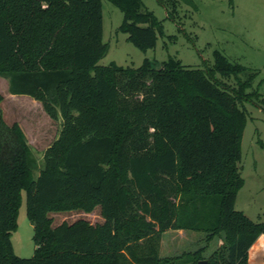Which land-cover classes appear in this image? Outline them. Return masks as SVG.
I'll return each instance as SVG.
<instances>
[{"label":"trees","instance_id":"obj_1","mask_svg":"<svg viewBox=\"0 0 264 264\" xmlns=\"http://www.w3.org/2000/svg\"><path fill=\"white\" fill-rule=\"evenodd\" d=\"M108 1L137 48L164 35L142 0ZM102 33L101 0H0L8 91L61 119L34 177L27 136L18 122L5 123L0 107V264H249L264 234V220L235 208L249 82L223 80L245 68L219 51L203 69L171 56L158 68L147 58L136 67L100 65ZM22 190L33 226L29 258L11 242ZM97 206L102 222L52 225L51 212ZM168 229L202 232L203 245L161 257Z\"/></svg>","mask_w":264,"mask_h":264},{"label":"rangeland","instance_id":"obj_2","mask_svg":"<svg viewBox=\"0 0 264 264\" xmlns=\"http://www.w3.org/2000/svg\"><path fill=\"white\" fill-rule=\"evenodd\" d=\"M145 7L162 21L164 35H159L152 48L141 50L127 40V33L118 30L123 14L108 0H101L102 40L108 48L98 61L100 65L115 63L121 66H139L147 58L160 67L168 57L179 59L189 67L205 68L214 63V51L245 69L223 79L229 87L238 81H248L245 88L247 121L241 141L240 172L244 184L237 193L235 208L253 221L264 220V0H142ZM169 14V16H168ZM0 104L6 124L18 122L23 128L35 163L34 177L42 166L46 147L61 128V119H51L41 103L28 95L8 91L7 79L0 75ZM17 228L11 242L16 255L29 258L34 253L33 226L26 215L25 192H21ZM56 226L62 221L78 218L92 223L102 222L100 208L92 212L79 210L51 212ZM204 234L190 231L165 238L160 255H175L194 251L203 245ZM210 244L208 252L216 246ZM264 234L250 252L251 264H262ZM207 254V252H206Z\"/></svg>","mask_w":264,"mask_h":264},{"label":"crops","instance_id":"obj_3","mask_svg":"<svg viewBox=\"0 0 264 264\" xmlns=\"http://www.w3.org/2000/svg\"><path fill=\"white\" fill-rule=\"evenodd\" d=\"M187 230H182V229H168L166 231L163 232L162 234V237H161V241H160V249L163 248L164 246V241H165V238H169L171 236V238H174L175 234L179 235V234H183V233H186ZM190 232V231H188ZM196 232V231H195ZM258 239V238H257ZM218 245V244H217ZM257 246V240L253 243V245L250 247L249 249V264L252 263V257L250 256V252ZM201 247V246H200ZM217 247V246H216ZM159 253H160V250H159ZM175 255H178V254H175ZM161 256V255H160ZM164 256H171V255H164ZM263 256H264V253L262 255V261H263ZM163 257V256H161ZM263 264V262H262Z\"/></svg>","mask_w":264,"mask_h":264},{"label":"water","instance_id":"obj_4","mask_svg":"<svg viewBox=\"0 0 264 264\" xmlns=\"http://www.w3.org/2000/svg\"><path fill=\"white\" fill-rule=\"evenodd\" d=\"M197 264H206V260H205V259L199 260V261L197 262Z\"/></svg>","mask_w":264,"mask_h":264}]
</instances>
